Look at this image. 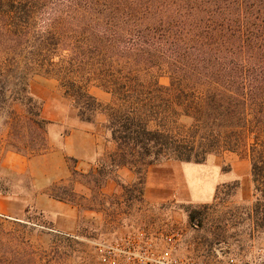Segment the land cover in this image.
<instances>
[{"label": "trees", "instance_id": "trees-1", "mask_svg": "<svg viewBox=\"0 0 264 264\" xmlns=\"http://www.w3.org/2000/svg\"><path fill=\"white\" fill-rule=\"evenodd\" d=\"M61 4L0 0L3 102H18L41 129L47 121L42 102L30 92L29 75L56 79L81 121L94 123L106 114L114 149L86 175L101 185L127 167L136 175L131 187L140 194L152 167L203 164L211 155L237 152L251 139L255 200L247 219L253 232L264 231V0ZM129 34L137 41L127 42ZM162 76L168 84L160 82ZM92 85L110 93L111 101L101 102ZM14 120L17 127L19 116ZM189 212L194 225L199 211ZM22 256L0 257V263L17 264ZM48 264H56L55 258Z\"/></svg>", "mask_w": 264, "mask_h": 264}, {"label": "rangeland", "instance_id": "rangeland-1", "mask_svg": "<svg viewBox=\"0 0 264 264\" xmlns=\"http://www.w3.org/2000/svg\"><path fill=\"white\" fill-rule=\"evenodd\" d=\"M48 2L52 7L62 5L61 0ZM134 37L127 35V42L137 41ZM3 52L0 49L1 58ZM160 82L168 84L169 79L162 76ZM29 87L42 102V118L47 122L41 129L29 121L18 102H3L0 91V195L29 200L21 220L0 216V257L23 255L17 264H48L53 258L56 264H103L95 249L97 242L113 243L144 231L161 251L163 237L179 231L186 243L179 255L202 259L196 243L203 229L210 245L221 243L216 248L222 264H230L231 256L237 264H264V231L253 232L247 219L255 200L251 139L237 152L211 155L203 164L170 161L151 168L148 177L155 186L145 189L146 179L142 194L131 187L136 175L127 183L115 173L98 185L86 174L97 171L99 161L114 149L105 128L106 114H99L94 123L81 121L58 81L43 73L30 74ZM90 91L104 104L111 101V94L96 85ZM109 180L114 188L107 185ZM159 184L165 186L159 188ZM123 186L133 191L125 192ZM51 193L72 199L70 203L80 208L77 232L54 231L49 218L36 208L37 198ZM147 194L159 201L151 202ZM182 197L190 202H183ZM195 197L209 200L198 203ZM192 209L199 211L197 226L190 220ZM51 234L57 235L54 240Z\"/></svg>", "mask_w": 264, "mask_h": 264}, {"label": "crops", "instance_id": "crops-1", "mask_svg": "<svg viewBox=\"0 0 264 264\" xmlns=\"http://www.w3.org/2000/svg\"><path fill=\"white\" fill-rule=\"evenodd\" d=\"M156 167V166H155ZM153 168V167H152ZM117 178L122 179L125 178V182L131 183L135 179V173L130 170L127 167H122L117 170ZM147 185L145 189L149 190L155 184L153 183V179L148 177L147 174ZM111 184V185H110ZM107 185H110L112 188H114V184L112 182L107 183ZM159 188L165 186L163 184L156 185ZM213 189V188H212ZM211 189V190H212ZM151 202H158L159 199H157L155 196L152 197L150 194L146 195ZM149 196V197H148ZM195 202L198 203H205L209 200V197L204 198H197ZM185 203H189L190 200L187 198H180ZM28 197H12L9 195H0V216L7 218V219H13V220H21L26 213V208L28 207ZM184 203V204H185ZM36 208L41 210L47 218L53 223L54 231L56 232H63V233H75L77 232L78 226H79V220L81 218V210L80 208L72 204L70 202L61 201L56 198H53L51 196H41L38 197L35 203ZM91 211V210H89ZM86 212V211H85ZM199 232H201V237H198V242L196 243L198 249L201 251V257H203L205 264H222L223 261L220 257V252L216 248L221 243L218 242L219 240L214 241L212 245H210L211 241L208 238L209 235H207V232L201 229ZM200 234V233H199ZM217 244V245H216ZM213 246V248L210 250V248ZM209 250L213 253L212 258L207 255Z\"/></svg>", "mask_w": 264, "mask_h": 264}, {"label": "built area", "instance_id": "built-area-1", "mask_svg": "<svg viewBox=\"0 0 264 264\" xmlns=\"http://www.w3.org/2000/svg\"><path fill=\"white\" fill-rule=\"evenodd\" d=\"M198 221H194V226ZM164 249H157L152 238L144 231L129 234L122 240L95 243V249L103 264H205L202 258L180 256V249L186 244L182 232L171 231L163 237ZM230 264H237L236 258H229Z\"/></svg>", "mask_w": 264, "mask_h": 264}]
</instances>
